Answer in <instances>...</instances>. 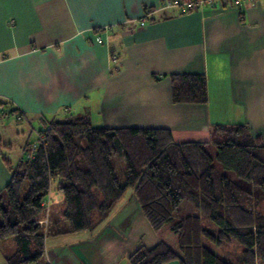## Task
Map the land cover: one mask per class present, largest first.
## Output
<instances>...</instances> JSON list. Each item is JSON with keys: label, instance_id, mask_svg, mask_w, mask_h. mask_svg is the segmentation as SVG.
Listing matches in <instances>:
<instances>
[{"label": "crops", "instance_id": "1", "mask_svg": "<svg viewBox=\"0 0 264 264\" xmlns=\"http://www.w3.org/2000/svg\"><path fill=\"white\" fill-rule=\"evenodd\" d=\"M173 1L0 0V118L15 119L7 127L19 139L28 132L18 159L32 122L42 124L37 133L40 116L72 110L96 126L165 127L177 142L205 141L215 123H246L264 140V0L246 2L242 15L226 2L183 11ZM145 14L153 20L142 25ZM174 73L203 74L206 102H172ZM24 118L28 125L18 123ZM6 121L0 139L11 149ZM2 156L18 160L0 149V191L10 175ZM5 242L0 264L12 248ZM140 242L157 237L129 189L94 235L45 244L44 259L128 264Z\"/></svg>", "mask_w": 264, "mask_h": 264}, {"label": "trees", "instance_id": "2", "mask_svg": "<svg viewBox=\"0 0 264 264\" xmlns=\"http://www.w3.org/2000/svg\"><path fill=\"white\" fill-rule=\"evenodd\" d=\"M169 79L172 102H206L203 74ZM41 121L31 158L2 156L10 175L0 191V241L13 242L4 264H36L48 236L98 227L129 188L157 242H140L128 264H232L224 247L240 253L233 264H264V140L246 123H215L205 141L177 142L165 127L96 126L86 113ZM54 179L63 229L47 221Z\"/></svg>", "mask_w": 264, "mask_h": 264}, {"label": "rangeland", "instance_id": "3", "mask_svg": "<svg viewBox=\"0 0 264 264\" xmlns=\"http://www.w3.org/2000/svg\"><path fill=\"white\" fill-rule=\"evenodd\" d=\"M75 112V113H74ZM72 114H77V111H73L72 110ZM14 116V115H12ZM42 117V116H41ZM41 117L39 118V120H41ZM50 117H53L55 119H62L64 118V115H51L49 117H46L47 119H49ZM33 120L32 121H35L34 118L35 117H31ZM4 120H8L9 122L6 121V127L9 126L10 124L12 123H15L16 121H14L15 119H12L11 116H8V115H3L1 118H0V121L1 123H4ZM22 123L24 125H28V121L24 120L23 121H19L18 123ZM31 122V120H30ZM92 124H93V119H92ZM20 123V124H21ZM32 125L37 128V127H40L41 125L37 122H32ZM94 125V124H93ZM35 128H33L34 130H30L31 132V136L29 137L30 140H34L37 136V133L35 131ZM27 131V130H26ZM29 132V133H30ZM12 129L10 131V128H6L5 129V134L3 135L4 137H6V142H9L11 144V149H7V148H4V147H1V150L2 152L8 157V159L11 161V162H15L18 158H19V155L22 151V143L24 141V139L27 137L28 135V132H26L23 137H21L22 139H19L15 134L12 135ZM210 147V146H209ZM213 152V149L211 150ZM112 162L115 166V170H116V173L118 175L119 178H122V170H123V165H122V161H121V158L119 157V155L115 154V155H112ZM56 179L52 180L51 181V184H50V189H49V194H48V201H49V205H48V210H49V218H48V222L49 223H52L54 221H58L59 225H60V228L63 229L65 227H67V221L64 220L62 217H60V211L62 210L63 208V201L58 199L55 195L56 193H58L59 197H62V194L60 192H58L55 188L56 186ZM130 189V188H129ZM127 189L124 193V197L126 198L127 197V193H128V190ZM99 227V226H98ZM98 227L94 228L93 230L91 231H88V230H83V231H78V232H72V233H67L68 235L66 236H63V237H58V238H53V236H48V239L46 240L45 244L48 247L54 245V243L56 242H63L65 240H71V239H77V240H84L87 239L90 235H94L98 229ZM5 243L6 244H9V246L12 247V239L11 238H7L5 239ZM224 255L226 257V259L230 262V263H234L235 260L237 258L240 257V253L238 251H236L235 249L231 248V247H224ZM44 258L46 259V256H43L42 259H40L39 262H37L36 264H41L44 260Z\"/></svg>", "mask_w": 264, "mask_h": 264}, {"label": "built area", "instance_id": "4", "mask_svg": "<svg viewBox=\"0 0 264 264\" xmlns=\"http://www.w3.org/2000/svg\"><path fill=\"white\" fill-rule=\"evenodd\" d=\"M221 1L222 0H174L173 3L178 7L182 8L183 10L197 11L202 6H214L215 4ZM227 1L229 5H232V7L235 9L238 15H242L244 11V4L251 0H227ZM96 39L100 40L99 36H96ZM16 118L18 119L20 118V116L18 115ZM35 147H36L35 143L31 142L27 147L24 158L26 159L31 158L34 155Z\"/></svg>", "mask_w": 264, "mask_h": 264}]
</instances>
